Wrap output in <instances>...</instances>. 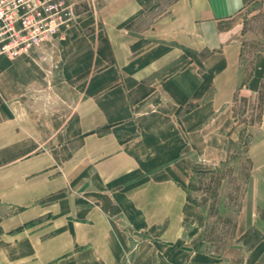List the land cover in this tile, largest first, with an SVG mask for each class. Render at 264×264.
<instances>
[{
    "label": "crops",
    "instance_id": "obj_1",
    "mask_svg": "<svg viewBox=\"0 0 264 264\" xmlns=\"http://www.w3.org/2000/svg\"><path fill=\"white\" fill-rule=\"evenodd\" d=\"M84 1L53 43L0 58V264L262 263L264 49L247 69L243 16L258 0ZM239 95L261 99L256 134ZM239 140L263 211L238 231L263 240L215 255L189 185Z\"/></svg>",
    "mask_w": 264,
    "mask_h": 264
},
{
    "label": "rangeland",
    "instance_id": "obj_2",
    "mask_svg": "<svg viewBox=\"0 0 264 264\" xmlns=\"http://www.w3.org/2000/svg\"><path fill=\"white\" fill-rule=\"evenodd\" d=\"M75 10L83 8L84 0H73ZM244 43L247 69L251 67L252 57L256 51L264 49V0H258L244 11ZM239 95L236 115L239 127L243 122L250 123L253 133H258L261 112V99L243 98ZM242 123V124H241ZM249 125V126H250ZM252 137H255L254 134ZM253 139L250 138L247 143ZM239 140L230 147L227 160L216 170L194 174L189 185V198L199 206L207 219L205 242L209 252L221 255L233 246H243L251 250L263 240L259 232L252 228L245 235L239 234V217L243 213L248 217L252 212L258 214L262 210L258 203L253 206L251 162L245 148ZM264 264V255L261 257Z\"/></svg>",
    "mask_w": 264,
    "mask_h": 264
},
{
    "label": "built area",
    "instance_id": "obj_3",
    "mask_svg": "<svg viewBox=\"0 0 264 264\" xmlns=\"http://www.w3.org/2000/svg\"><path fill=\"white\" fill-rule=\"evenodd\" d=\"M77 16L73 0H0V58L17 59L53 43Z\"/></svg>",
    "mask_w": 264,
    "mask_h": 264
}]
</instances>
